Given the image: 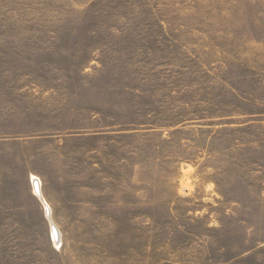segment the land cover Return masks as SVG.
<instances>
[{
    "label": "rangeland",
    "instance_id": "obj_1",
    "mask_svg": "<svg viewBox=\"0 0 264 264\" xmlns=\"http://www.w3.org/2000/svg\"><path fill=\"white\" fill-rule=\"evenodd\" d=\"M0 264H264V0H0Z\"/></svg>",
    "mask_w": 264,
    "mask_h": 264
},
{
    "label": "bare ground",
    "instance_id": "obj_2",
    "mask_svg": "<svg viewBox=\"0 0 264 264\" xmlns=\"http://www.w3.org/2000/svg\"><path fill=\"white\" fill-rule=\"evenodd\" d=\"M34 193H36L38 196H39V199L42 201V197H41V193H39L40 192V189H39V184H35L34 183ZM43 202V201H42ZM44 203V202H43ZM45 206V205H44ZM45 209H46V215H47V217H48V219H49V217H50V210H49V208L47 207V206H45ZM51 224H52V222H51ZM55 227V226H54ZM54 227H52L51 228V230H50V232L52 233L51 235H52V240H55V239H57L58 240V231H55V229H54Z\"/></svg>",
    "mask_w": 264,
    "mask_h": 264
}]
</instances>
